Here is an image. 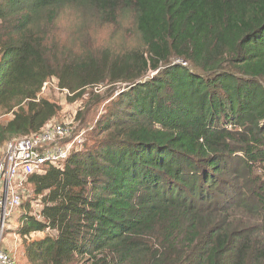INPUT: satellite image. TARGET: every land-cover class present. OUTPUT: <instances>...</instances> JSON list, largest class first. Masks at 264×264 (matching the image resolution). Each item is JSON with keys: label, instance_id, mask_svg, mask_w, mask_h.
<instances>
[{"label": "trees", "instance_id": "obj_1", "mask_svg": "<svg viewBox=\"0 0 264 264\" xmlns=\"http://www.w3.org/2000/svg\"><path fill=\"white\" fill-rule=\"evenodd\" d=\"M79 6L130 12L141 46L58 48L54 21ZM52 77L72 99L109 84L108 106L82 149L28 175L29 264H264V0H0V144L55 116Z\"/></svg>", "mask_w": 264, "mask_h": 264}, {"label": "rangeland", "instance_id": "obj_2", "mask_svg": "<svg viewBox=\"0 0 264 264\" xmlns=\"http://www.w3.org/2000/svg\"><path fill=\"white\" fill-rule=\"evenodd\" d=\"M87 11L81 6L65 8L56 17L50 35L57 40L58 48H72L74 53L89 50L97 54L105 48H112L120 52L123 49L141 46L134 18L130 12L120 14L114 23H104L94 13ZM153 73L154 71H152ZM119 86V84L116 85L114 94L117 93ZM108 88L110 85L105 83L88 86L83 90L81 96L72 99V94L67 89L60 88L58 79L52 77L44 83L40 95L54 102L58 107L55 116L50 120L51 123L66 124V127H69L73 133L84 131L85 144L83 143V148L88 142L92 127L96 128L99 117L108 106L107 100L101 103L95 102L94 94H103ZM11 117V113L4 114L0 111V123L11 119ZM7 141L0 144V160L3 157ZM14 188L20 195L19 204L5 220L4 234L0 237V249L6 250L13 257L15 264H29L24 255V238L17 233V229L27 211L26 203L29 201V210L34 215L39 212L41 204L39 197L33 193V186L28 182V176L19 178ZM44 234V232L32 233L29 237L36 239ZM68 264H82V258L76 257Z\"/></svg>", "mask_w": 264, "mask_h": 264}, {"label": "built area", "instance_id": "obj_3", "mask_svg": "<svg viewBox=\"0 0 264 264\" xmlns=\"http://www.w3.org/2000/svg\"><path fill=\"white\" fill-rule=\"evenodd\" d=\"M84 141V131L73 133L66 124L48 121L39 131L5 143L0 160V237L7 216L19 204L20 195L14 188L18 179L62 164L82 148ZM0 264H15V261L6 250L0 249Z\"/></svg>", "mask_w": 264, "mask_h": 264}]
</instances>
